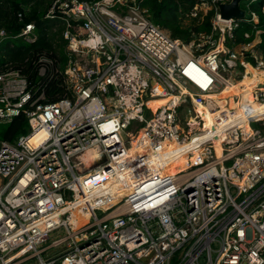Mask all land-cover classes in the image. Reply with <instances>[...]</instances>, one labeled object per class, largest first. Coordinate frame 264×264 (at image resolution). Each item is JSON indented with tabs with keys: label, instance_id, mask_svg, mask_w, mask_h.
Instances as JSON below:
<instances>
[{
	"label": "built area",
	"instance_id": "built-area-1",
	"mask_svg": "<svg viewBox=\"0 0 264 264\" xmlns=\"http://www.w3.org/2000/svg\"><path fill=\"white\" fill-rule=\"evenodd\" d=\"M259 1L225 20L231 0H200L187 17L215 10L211 32L185 43L139 0H54L47 18L60 21L66 62L35 65L62 78L65 96L45 103L21 71L0 70V123L29 124L0 143V264H264V81L250 100L226 99L230 110L213 98L264 75ZM35 31L19 36L32 44ZM198 107L213 129H189Z\"/></svg>",
	"mask_w": 264,
	"mask_h": 264
},
{
	"label": "trees",
	"instance_id": "trees-1",
	"mask_svg": "<svg viewBox=\"0 0 264 264\" xmlns=\"http://www.w3.org/2000/svg\"><path fill=\"white\" fill-rule=\"evenodd\" d=\"M207 1L212 2L213 0ZM139 2L150 12L152 22L168 31L174 39L188 43L196 35L211 32V20L215 15V10H211L203 20L187 17V14L200 0H139ZM53 3L54 0H0V31L6 32V37L0 44V70L13 68L21 71L28 78L31 87L46 90L45 103L56 102L66 93L61 77L51 82L48 80L49 77L40 78L35 65L42 55L66 62L67 42L60 34L62 27L54 31L56 24L60 21L47 18ZM263 7L264 0L254 5V9L259 14ZM32 23L36 26L37 40L31 44L19 35L28 24ZM260 26L262 33L258 51L264 59V19L262 16ZM251 30L252 27L249 25L240 26L236 31L237 41L239 43L245 41L243 33ZM2 126L0 142L14 143L29 130V124L24 115Z\"/></svg>",
	"mask_w": 264,
	"mask_h": 264
},
{
	"label": "bare ground",
	"instance_id": "bare-ground-1",
	"mask_svg": "<svg viewBox=\"0 0 264 264\" xmlns=\"http://www.w3.org/2000/svg\"><path fill=\"white\" fill-rule=\"evenodd\" d=\"M253 74H254V76L246 77L242 82H240L236 86L230 87V88L224 90L219 96H215L213 98L214 99H216V98L219 99L218 103H219V105L222 108H224V106L226 104V99H228V98H230V97H232L233 95H236V94H241V93L245 92L243 100L252 99V90H253V88L256 87L258 82L264 81V75H258L257 73H254V72H253ZM163 104H164V101L151 102L150 106L154 109V111L159 112L160 109H161V106ZM234 106H237V104L234 103L232 98L229 99L228 108L227 109L230 110V108H233ZM196 112H197V117H199L203 121H205L206 128H204V130L213 129V127L216 124L215 121H214L215 120V115L210 113L205 107H198ZM211 118L213 120H211ZM194 124H197V123H194ZM189 129L191 130V125H189ZM198 131H203V129L199 128V129L195 130V132H198ZM182 166H183L182 162H179V163L175 164L174 166H171V169H173V171H177L176 167L182 168ZM260 216H261V212L256 214V218L260 219ZM73 217L76 218L77 220H79L80 224H83L85 222L83 220L82 215L80 213H78V212H75Z\"/></svg>",
	"mask_w": 264,
	"mask_h": 264
},
{
	"label": "rangeland",
	"instance_id": "rangeland-1",
	"mask_svg": "<svg viewBox=\"0 0 264 264\" xmlns=\"http://www.w3.org/2000/svg\"><path fill=\"white\" fill-rule=\"evenodd\" d=\"M241 6H242L243 8H246V3L243 2V3L241 4ZM225 105H228L227 102H226ZM224 107H225V106H224ZM198 112H199V111H198ZM198 116H199V115H198ZM211 120H213V119L211 118ZM214 121H215V120H214ZM2 125H3V124L0 123V131L2 130V127H3ZM199 125H200V126H199ZM199 128L204 130V128H206V124H205V121H203L201 118L197 117V124H191V130L195 131L196 129H199ZM0 143H1V142H0ZM97 215H98L99 217L102 216L101 212H97ZM66 234H67V233H66V231H64V230L55 231V232H53V233L51 234L50 241L47 242L46 244H42V245H40L39 247H40V248H44V247L50 245L54 240H57V239L62 238V237H65ZM56 252H58V250H57V249H54V250L50 251L49 253L44 254L42 257H43V258H47L48 256H50V255H52V254H54V253H56ZM35 263H36V260H32V261H30V262H28V263H25V264H35Z\"/></svg>",
	"mask_w": 264,
	"mask_h": 264
},
{
	"label": "water",
	"instance_id": "water-1",
	"mask_svg": "<svg viewBox=\"0 0 264 264\" xmlns=\"http://www.w3.org/2000/svg\"><path fill=\"white\" fill-rule=\"evenodd\" d=\"M248 0H231V3L220 4V15L225 20L232 18H244L246 16L245 11L241 8V2H247Z\"/></svg>",
	"mask_w": 264,
	"mask_h": 264
}]
</instances>
